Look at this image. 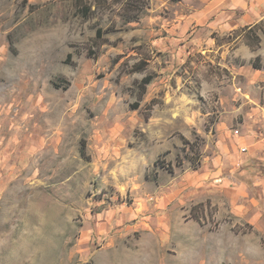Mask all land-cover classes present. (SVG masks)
<instances>
[{
    "label": "rangeland",
    "instance_id": "rangeland-1",
    "mask_svg": "<svg viewBox=\"0 0 264 264\" xmlns=\"http://www.w3.org/2000/svg\"><path fill=\"white\" fill-rule=\"evenodd\" d=\"M108 1L0 0V264H264L258 163L212 159L264 46L199 22L205 0H138L132 23Z\"/></svg>",
    "mask_w": 264,
    "mask_h": 264
},
{
    "label": "crops",
    "instance_id": "crops-1",
    "mask_svg": "<svg viewBox=\"0 0 264 264\" xmlns=\"http://www.w3.org/2000/svg\"><path fill=\"white\" fill-rule=\"evenodd\" d=\"M197 19L207 26L219 28L218 32L221 33L252 27L264 19V0H205V7L198 13ZM261 38L264 46V37ZM208 44L210 52H213L210 50L213 46H217L218 50L223 47L217 45L214 37L209 39ZM240 50L245 51L246 48L243 46L238 49L239 54H242ZM259 57L257 54L256 58ZM262 78L264 80V75ZM250 101L253 102L247 112L250 122L242 123L241 128L234 132L227 125L219 143L226 145L228 153L218 154L212 159H255L258 166L254 186L264 199V94L260 93L258 97L250 98ZM241 144L247 149L245 153L240 152L237 147ZM222 186L221 191L232 196V190L225 185ZM232 201L234 202V198ZM262 211L264 212L261 207L260 214Z\"/></svg>",
    "mask_w": 264,
    "mask_h": 264
},
{
    "label": "trees",
    "instance_id": "trees-1",
    "mask_svg": "<svg viewBox=\"0 0 264 264\" xmlns=\"http://www.w3.org/2000/svg\"><path fill=\"white\" fill-rule=\"evenodd\" d=\"M83 2H87V5L81 6ZM108 0H76V5L78 8V11L81 12L82 16L88 17L90 13L92 12V8H100L104 7L106 5H110ZM124 9L132 15H129L127 17V22L132 23V22H137L140 20V15L146 11L148 8L147 6H144L141 2L138 0H127L126 3L123 5ZM264 22V21H262ZM259 23L255 26L248 27V28H243L241 31L245 33V37L247 38V44L250 46L251 49L256 50L260 47L261 39L258 35V30L262 29L264 32V28L260 27ZM106 31H103V29L99 28L96 32V39L101 40L104 36ZM151 82L150 77H146L143 82L141 83V87L145 88L146 85H148ZM158 164V161L156 162ZM201 162H197V165H200ZM196 164H194L195 166Z\"/></svg>",
    "mask_w": 264,
    "mask_h": 264
},
{
    "label": "built area",
    "instance_id": "built-area-1",
    "mask_svg": "<svg viewBox=\"0 0 264 264\" xmlns=\"http://www.w3.org/2000/svg\"><path fill=\"white\" fill-rule=\"evenodd\" d=\"M246 150H247L246 148H243V149H242V152L244 153V152H246Z\"/></svg>",
    "mask_w": 264,
    "mask_h": 264
}]
</instances>
